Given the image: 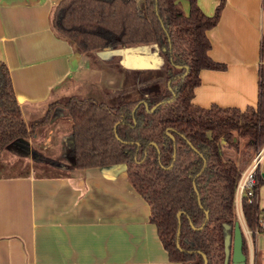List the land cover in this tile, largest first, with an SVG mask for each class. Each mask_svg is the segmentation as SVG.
<instances>
[{
	"label": "trees",
	"instance_id": "16d2710c",
	"mask_svg": "<svg viewBox=\"0 0 264 264\" xmlns=\"http://www.w3.org/2000/svg\"><path fill=\"white\" fill-rule=\"evenodd\" d=\"M186 1L187 11L180 0H59L50 28L77 52L152 46L165 60L163 93L116 106L70 97L59 106L71 120L73 167L124 165L129 182L150 206L149 220L169 261L203 264L204 255L207 264H223L224 225L231 228L236 221L237 179L264 144V72L261 67L254 108L192 104L199 70L225 69L208 56L206 36L219 20L223 1L211 16L196 0ZM51 107L27 130L9 70L0 62V153L45 124ZM239 139H244L242 147ZM224 147L241 154L243 165L225 156ZM263 183L257 168L254 196L241 201L250 233L261 229L256 196Z\"/></svg>",
	"mask_w": 264,
	"mask_h": 264
},
{
	"label": "crops",
	"instance_id": "0c3cea01",
	"mask_svg": "<svg viewBox=\"0 0 264 264\" xmlns=\"http://www.w3.org/2000/svg\"><path fill=\"white\" fill-rule=\"evenodd\" d=\"M58 1L0 0V62L9 70L27 130L70 97L116 106L164 92L165 86L152 89L151 84L145 92L120 89L104 69L102 50L79 53L56 36L49 17ZM220 1L196 3L211 16ZM222 1L219 20L206 36L208 56L225 69L199 70L191 102L201 108H254L264 67V0ZM180 6L187 11L188 2L180 0ZM90 58L103 63L94 66ZM70 136L71 120L56 107L46 124L17 140L33 164L0 173V264H179L169 261L149 220L150 206L129 182L126 167L74 168ZM257 168L264 172V157ZM262 190L264 183L256 196L258 210H264ZM235 214L245 225L241 209ZM257 244L255 252H263L262 240Z\"/></svg>",
	"mask_w": 264,
	"mask_h": 264
},
{
	"label": "rangeland",
	"instance_id": "374dc122",
	"mask_svg": "<svg viewBox=\"0 0 264 264\" xmlns=\"http://www.w3.org/2000/svg\"><path fill=\"white\" fill-rule=\"evenodd\" d=\"M151 47L152 46H136L130 47L129 50L126 51L118 50L119 47H113L103 49L99 53H103V65L105 66L104 69L106 73H108V75L112 79L116 80V82L118 81L120 89H141L142 92H145L146 89H164L165 86V60L163 59L162 55L156 50L151 51ZM99 55L101 56V54ZM98 59L99 60L96 62L94 59L90 58V62L93 63L94 66L97 65L96 63L102 65L103 62L100 61L101 58ZM106 80V77H103V85L106 84L104 82ZM149 84L152 85L150 86L151 88L149 87ZM56 107H60L59 104H54V106L51 107V115L53 114ZM239 143L240 147H242L244 144V139H239ZM25 151L26 146L22 143H19L18 141H14L9 144L0 156V173H3V170H25V167L27 165L33 164L30 159L24 158L22 156L23 154L25 155ZM223 153L225 156H229L231 158H234L236 161H239L241 166L243 165L241 160H243L244 157L241 156V154L239 155V153H236L234 149L224 147ZM41 160H46L48 162L54 161L56 163L59 162V160L55 159L53 156L48 159H45V157H41ZM250 161L251 159L249 160V162ZM262 193H264V190H262ZM233 205L235 213V203ZM260 206L264 207V201L260 202ZM259 214L261 221V218L264 219V210L259 209ZM243 233L250 264H254L255 262H257V264H264V251L257 253L255 252L257 251L255 246V244H257L256 242L260 244L261 239L264 243V230L255 229L253 233Z\"/></svg>",
	"mask_w": 264,
	"mask_h": 264
},
{
	"label": "built area",
	"instance_id": "2783aa9c",
	"mask_svg": "<svg viewBox=\"0 0 264 264\" xmlns=\"http://www.w3.org/2000/svg\"><path fill=\"white\" fill-rule=\"evenodd\" d=\"M264 157V144L257 150L251 158L248 165L241 171L234 190V203L236 208L241 209V201L243 198L250 199L254 196V186L256 184V169ZM261 229L264 228V221H259ZM243 232H249L246 225L242 226Z\"/></svg>",
	"mask_w": 264,
	"mask_h": 264
},
{
	"label": "water",
	"instance_id": "95a60500",
	"mask_svg": "<svg viewBox=\"0 0 264 264\" xmlns=\"http://www.w3.org/2000/svg\"><path fill=\"white\" fill-rule=\"evenodd\" d=\"M154 108V107H153ZM152 108V109H153ZM151 109V110H152ZM261 179L264 181V172L260 173ZM179 213H177V217ZM226 233L224 235V259L223 264H245V256L242 254V238L244 236L243 229L238 221L233 224V233H229L230 226L224 225ZM179 235V226L177 228L176 236ZM203 257V264H207L205 256Z\"/></svg>",
	"mask_w": 264,
	"mask_h": 264
},
{
	"label": "flooded vegetation",
	"instance_id": "af4514ba",
	"mask_svg": "<svg viewBox=\"0 0 264 264\" xmlns=\"http://www.w3.org/2000/svg\"><path fill=\"white\" fill-rule=\"evenodd\" d=\"M229 233L230 234L233 233V226L229 229ZM245 244H246V242H245V238L243 236V238H242V254L245 256V264H250L249 255H248V253H247V251L245 249Z\"/></svg>",
	"mask_w": 264,
	"mask_h": 264
}]
</instances>
